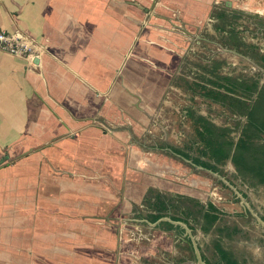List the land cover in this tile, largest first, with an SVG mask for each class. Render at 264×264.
<instances>
[{"label": "crops", "instance_id": "0c3cea01", "mask_svg": "<svg viewBox=\"0 0 264 264\" xmlns=\"http://www.w3.org/2000/svg\"><path fill=\"white\" fill-rule=\"evenodd\" d=\"M236 11L232 27L264 54V0H0V31L20 48L0 47V264H159L178 251L160 221L185 228L192 264L216 263L184 222L151 221L141 202L149 188L178 192L164 182L173 148L156 135L162 101L205 100L184 83L210 78L214 61L231 75L229 55L244 60L219 28Z\"/></svg>", "mask_w": 264, "mask_h": 264}, {"label": "trees", "instance_id": "16d2710c", "mask_svg": "<svg viewBox=\"0 0 264 264\" xmlns=\"http://www.w3.org/2000/svg\"><path fill=\"white\" fill-rule=\"evenodd\" d=\"M242 15V12L237 11L230 15L224 12L219 15L221 21H230L228 27L225 25L219 27L227 31L223 45L249 56L259 66L264 67V54H261L253 45L242 41L232 27V22H236ZM262 26L263 24H260L258 28ZM222 62L214 61L211 67L203 68L204 74L210 75V78L203 75L198 81L184 83L192 93L220 104L228 109L232 117L234 116V118L231 117L230 124L219 125L206 116L194 112L186 114L201 144L196 148L197 155L192 157V161L216 172L219 171V166L230 160L240 181L255 190L258 186L264 185V81L260 82L259 71L241 72L237 75L220 74ZM235 133L238 134L237 138ZM192 142L194 145L195 141ZM178 153L187 156L180 151ZM141 203L149 213L147 215L151 221L170 216L172 221L184 222L191 231L199 228L202 233L207 234L215 229L220 237L223 235L230 237L234 232L227 227L215 228L221 211L212 202L203 201L198 197L183 193L167 195L149 188ZM160 223L165 227L174 226L178 229L180 234L177 236L185 233V228L179 224H173L170 221H160ZM183 239H186L185 247L179 244L177 247L186 250L188 255L178 257L176 262H183L188 258L196 261L190 237L185 234ZM213 248L217 254V264H244L222 245L220 238L213 241ZM161 253L164 255L165 262L174 257L169 253ZM201 257L206 264H210L203 255ZM142 263L153 264L157 263V260L142 259Z\"/></svg>", "mask_w": 264, "mask_h": 264}, {"label": "rangeland", "instance_id": "374dc122", "mask_svg": "<svg viewBox=\"0 0 264 264\" xmlns=\"http://www.w3.org/2000/svg\"><path fill=\"white\" fill-rule=\"evenodd\" d=\"M258 22L263 24L262 19L260 21L258 20ZM227 57L235 65L225 69L226 73L230 72L233 75H237L241 72L251 73L254 71L252 65L247 61L237 60V56L231 57L229 55ZM169 97L166 101H162L159 106V115L156 118V122L161 125V128L156 130L157 139L163 140L161 142L173 148V151L169 153L171 154V164L169 168H166L167 172L164 173V182L170 184L172 187H176L174 190L178 192H173L174 194L186 191L191 196L214 203L215 206L222 210L219 225L221 227H227L229 230H234L230 237L223 238V244L234 252V255L239 261L242 262L244 258L245 264H264V230L259 221L264 215V189H248L236 176L234 167L229 160L225 161L222 166H219L220 170L215 172L216 175L194 164L191 158L197 155L196 148L201 144L196 137L191 120L186 117L183 110L185 106L191 105L198 112L208 114L211 120L219 124L224 122L230 124L232 120H228L224 115L218 114V112H222L223 110L217 104L202 100L198 96L189 99L184 93L178 94L177 92H172L169 94ZM208 110L211 113H207ZM192 141H195L194 145H192ZM178 151L187 156H180ZM159 152L161 155L166 154L167 156L169 151L168 149L165 151L161 147ZM166 158L168 159V157ZM126 164L127 162L125 161L124 165L126 166ZM196 177L203 181L202 185L198 183V186H201L200 188L195 186ZM117 182H119V179ZM165 192L168 195L172 191L166 190ZM246 206L250 207V210H246ZM160 228L162 232H165L166 236L172 233L170 236L173 238L168 236L166 237L167 239H172L173 241L176 239L177 241L175 243L177 242V245L182 243L185 247L187 244L186 241L181 242L178 236L175 235L176 237H174L173 235L180 234L178 229L174 226H161ZM190 232H193L192 235L194 238L203 240L204 252L208 258L211 260L217 258L212 244L219 234L217 231H210L204 234L196 228ZM166 238L165 240H167ZM176 249L178 251L170 259L171 264L193 263L191 262L193 260L189 258L183 262H176V259L181 257L180 253L182 251L178 247ZM183 252L184 250L181 254L188 255ZM162 261L163 258H161L160 262Z\"/></svg>", "mask_w": 264, "mask_h": 264}, {"label": "built area", "instance_id": "2783aa9c", "mask_svg": "<svg viewBox=\"0 0 264 264\" xmlns=\"http://www.w3.org/2000/svg\"><path fill=\"white\" fill-rule=\"evenodd\" d=\"M11 40L12 38L10 35L0 31V47L6 49L8 52L16 53L20 50V48Z\"/></svg>", "mask_w": 264, "mask_h": 264}, {"label": "water", "instance_id": "95a60500", "mask_svg": "<svg viewBox=\"0 0 264 264\" xmlns=\"http://www.w3.org/2000/svg\"><path fill=\"white\" fill-rule=\"evenodd\" d=\"M233 53L239 55L240 57H242L244 60H246L248 63H250L252 65V67L254 68L253 70L254 71H260V72H263V67L259 66L255 61H253L250 57L248 56H244L236 51H232ZM230 161V160H229ZM231 163V162H230ZM232 164V163H231ZM193 262V261H191ZM194 263V262H193Z\"/></svg>", "mask_w": 264, "mask_h": 264}, {"label": "bare ground", "instance_id": "6f19581e", "mask_svg": "<svg viewBox=\"0 0 264 264\" xmlns=\"http://www.w3.org/2000/svg\"><path fill=\"white\" fill-rule=\"evenodd\" d=\"M247 3V2H246ZM61 202V201H60ZM178 220V219H177Z\"/></svg>", "mask_w": 264, "mask_h": 264}]
</instances>
